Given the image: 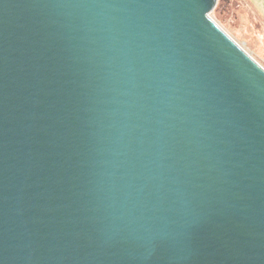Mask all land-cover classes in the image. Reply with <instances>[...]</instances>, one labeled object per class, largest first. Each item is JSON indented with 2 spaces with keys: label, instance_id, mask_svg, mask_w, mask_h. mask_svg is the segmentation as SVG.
Instances as JSON below:
<instances>
[{
  "label": "water",
  "instance_id": "1",
  "mask_svg": "<svg viewBox=\"0 0 264 264\" xmlns=\"http://www.w3.org/2000/svg\"><path fill=\"white\" fill-rule=\"evenodd\" d=\"M217 0H0V264H264V66Z\"/></svg>",
  "mask_w": 264,
  "mask_h": 264
},
{
  "label": "rangeland",
  "instance_id": "2",
  "mask_svg": "<svg viewBox=\"0 0 264 264\" xmlns=\"http://www.w3.org/2000/svg\"><path fill=\"white\" fill-rule=\"evenodd\" d=\"M256 7L264 14V0H217L211 16L264 66V18Z\"/></svg>",
  "mask_w": 264,
  "mask_h": 264
},
{
  "label": "crops",
  "instance_id": "3",
  "mask_svg": "<svg viewBox=\"0 0 264 264\" xmlns=\"http://www.w3.org/2000/svg\"><path fill=\"white\" fill-rule=\"evenodd\" d=\"M254 5V4H253ZM257 8V7H256ZM258 9V8H257ZM258 11H259V9H258ZM260 12V11H259ZM261 13V12H260ZM262 14V13H261ZM263 16H264V14H262Z\"/></svg>",
  "mask_w": 264,
  "mask_h": 264
},
{
  "label": "trees",
  "instance_id": "4",
  "mask_svg": "<svg viewBox=\"0 0 264 264\" xmlns=\"http://www.w3.org/2000/svg\"><path fill=\"white\" fill-rule=\"evenodd\" d=\"M261 16H263V15L261 14ZM263 18H264V16H263Z\"/></svg>",
  "mask_w": 264,
  "mask_h": 264
}]
</instances>
